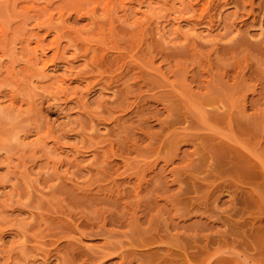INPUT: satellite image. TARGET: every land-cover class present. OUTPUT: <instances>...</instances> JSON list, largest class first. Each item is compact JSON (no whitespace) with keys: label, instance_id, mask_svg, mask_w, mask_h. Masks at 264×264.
Masks as SVG:
<instances>
[{"label":"rangeland","instance_id":"rangeland-1","mask_svg":"<svg viewBox=\"0 0 264 264\" xmlns=\"http://www.w3.org/2000/svg\"><path fill=\"white\" fill-rule=\"evenodd\" d=\"M0 264H264V0H0Z\"/></svg>","mask_w":264,"mask_h":264},{"label":"bare ground","instance_id":"bare-ground-1","mask_svg":"<svg viewBox=\"0 0 264 264\" xmlns=\"http://www.w3.org/2000/svg\"><path fill=\"white\" fill-rule=\"evenodd\" d=\"M194 30H195V28L194 27H191L190 30L186 32V35L185 36L194 34ZM176 31H177V29L174 30V32H176ZM261 32H262V30L260 31V33ZM35 42L37 43L38 41L36 40ZM34 51L37 52V49H34ZM37 55L39 56L38 57V60H41V62H42V66L40 68L41 69H44L46 67V65H47V62H43L42 57H41V55H42L41 52H38ZM44 77L49 78V79L53 77L52 79H54L53 81L56 84V86H60V85H63L65 83L64 82V79H62V78H60V79L55 78L56 76H53L51 74L50 75L49 74H46V75H44Z\"/></svg>","mask_w":264,"mask_h":264}]
</instances>
